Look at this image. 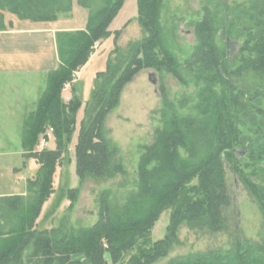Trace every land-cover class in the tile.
Wrapping results in <instances>:
<instances>
[{
  "label": "trees",
  "instance_id": "1",
  "mask_svg": "<svg viewBox=\"0 0 264 264\" xmlns=\"http://www.w3.org/2000/svg\"><path fill=\"white\" fill-rule=\"evenodd\" d=\"M74 1L0 0V30L6 29L4 11L22 19L53 21L72 13ZM102 1L95 8V0H76L89 11L86 27L58 33L59 66L23 135L27 155L40 165L30 181L33 196L0 199V212L9 207L7 212L19 215L8 230L0 226V264H154L180 243L182 223L212 233L229 229L233 189L228 172L236 176L235 186L239 183L248 191L264 219V0L227 6L197 22L198 43L184 68L164 40L160 19L165 0H138V20L146 35L132 42L126 55L113 59L111 53L106 69L96 75L75 145L77 176L83 180L125 173L114 161L116 148L105 137L104 120L142 68L166 69L183 81L184 69L196 76L204 85L195 106L198 116L179 114L176 103L164 97L165 126L144 147L137 194L117 209L109 192H103L99 218L92 226L36 228L44 203L54 193L58 159L73 139L84 103L75 86L69 101L62 91L99 42L114 34V50L119 49L122 29L113 33L109 27L125 0ZM49 129L55 149L37 150ZM76 189L69 190V209ZM166 209L171 210L166 233L153 240V227ZM5 234L12 237L6 239ZM167 264H264V240L237 236L227 250L176 255Z\"/></svg>",
  "mask_w": 264,
  "mask_h": 264
},
{
  "label": "rangeland",
  "instance_id": "2",
  "mask_svg": "<svg viewBox=\"0 0 264 264\" xmlns=\"http://www.w3.org/2000/svg\"><path fill=\"white\" fill-rule=\"evenodd\" d=\"M249 2L250 0H165L160 20L169 53L184 68L186 60L191 56L198 43L197 22L202 21L208 13L213 14L220 9L225 11L227 6L234 7L239 3L248 4ZM102 4V0H95L94 7L98 8ZM74 6L77 10L72 25L83 27L85 19H88L89 11L80 6L76 0L73 9ZM138 11V0L124 1L109 27L113 33L122 29L117 40L119 49L114 50L115 46L113 38H111L110 42L112 43L104 51L103 56L108 58L112 53L111 57L114 59L117 56L126 55L129 45L141 40L146 35L139 23ZM5 12L9 11H4V17ZM71 15L72 13L61 14L59 18L65 19ZM112 35L114 36V34ZM219 37L220 35L217 36L218 40ZM221 42L222 40H220ZM102 63H104V59ZM78 72H75V79L73 83L69 84L68 92L73 91L72 86L76 82ZM182 73L184 81L166 69L157 70L153 67H145L126 83L121 91L118 105L107 114L104 120L105 137L116 148L114 161L121 164L125 170V173H117L111 177L88 176L81 180L75 171V145L84 116L85 103L90 98L95 81L91 87L89 85L83 90L85 101H83L82 109L78 111L77 129L71 143L63 149L58 159L53 181L54 193L43 205L42 212L37 219V229H51L62 226L64 223L66 227L71 226L75 229L92 226L99 218L100 198L103 192H109L110 202L117 209L123 207L133 194H137L139 189L138 165L144 147L151 145L155 140L157 130L165 126L162 115L164 97L176 103L179 114L193 113L198 116L195 106L200 101L204 85L200 81H196V76L187 74L185 69ZM150 75L154 76L155 82L150 80ZM81 91L82 88L79 91L80 94ZM3 136L4 134L0 133V138ZM53 143L55 144L54 139L47 146L51 147ZM32 159V157H26L28 165L32 164ZM19 166H23L21 162ZM24 173L25 178L33 176L34 167L25 169ZM228 173L230 186L233 189V205L228 212L229 229L225 233H212L208 230H193L186 223H182L178 232L180 243L174 245L167 257L159 259L154 264H167L168 260L176 255L204 252L209 249L227 250L234 237L237 236L252 242L264 240V219L261 210L242 185L237 183L235 186L236 176L231 177V172ZM3 178V184L8 191L19 192L26 188V184L20 183L17 180V175L13 174L11 170L10 174L5 171ZM73 188H77V195L69 209L71 202L68 193ZM234 188L236 189L234 190ZM8 210L9 207L0 212V226L2 225L3 229L1 230L3 231L8 230L12 225V220L19 216L16 213L7 212ZM170 213V209L162 212L152 230L153 240H158L165 235L170 221ZM4 236H7L6 239L12 237L8 234Z\"/></svg>",
  "mask_w": 264,
  "mask_h": 264
},
{
  "label": "crops",
  "instance_id": "3",
  "mask_svg": "<svg viewBox=\"0 0 264 264\" xmlns=\"http://www.w3.org/2000/svg\"><path fill=\"white\" fill-rule=\"evenodd\" d=\"M75 8L74 6L70 17L54 21L20 19L12 13L5 12L6 29L0 30V133L4 134L0 138V199L17 195L31 199L33 196L30 181L35 179L40 165L34 157L32 164H27L26 157L30 156L25 151L23 135L28 118L38 110L42 96L48 90L51 73L59 66L58 33L84 29L86 26V19L83 27L72 25L77 10ZM69 22L71 23L68 24ZM111 38L114 43V36L111 35L96 45L89 60L76 74L77 79L73 86L83 101H85L83 90L89 85L91 87L97 73L106 69L108 58L103 54L112 43ZM69 86L67 84L62 91L65 101H69L74 94L73 91L68 92ZM47 133L48 138L42 136L37 150L55 149L56 142L51 147L47 146L49 142L55 140L52 130L49 129ZM20 162L23 165L21 167ZM33 167L35 170L33 176L25 178L24 170ZM10 170L17 175L20 183L26 184L23 191L5 189L3 173L7 171L10 174Z\"/></svg>",
  "mask_w": 264,
  "mask_h": 264
},
{
  "label": "water",
  "instance_id": "4",
  "mask_svg": "<svg viewBox=\"0 0 264 264\" xmlns=\"http://www.w3.org/2000/svg\"><path fill=\"white\" fill-rule=\"evenodd\" d=\"M150 80H151L152 82H155V79H154V76H153V75H150Z\"/></svg>",
  "mask_w": 264,
  "mask_h": 264
}]
</instances>
